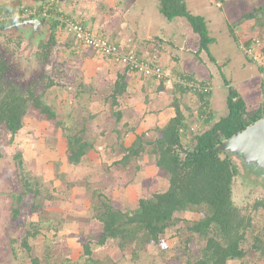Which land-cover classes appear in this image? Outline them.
<instances>
[{"label": "rangeland", "instance_id": "obj_1", "mask_svg": "<svg viewBox=\"0 0 264 264\" xmlns=\"http://www.w3.org/2000/svg\"><path fill=\"white\" fill-rule=\"evenodd\" d=\"M261 1L264 3V0ZM124 2L0 0V11L6 7L18 9L23 6L36 13L38 6L43 3L45 13L49 10L67 13L76 21L87 24L89 29L119 43V33L129 29V10L123 5ZM263 20L260 18L259 22ZM254 23L253 27L250 26L252 32L259 26L256 21ZM56 36L58 46L51 51L44 65L27 68L24 62L17 60L12 63L8 75L12 82L22 87L36 81L40 88L37 94L51 82L53 85L46 92L45 99L58 118L44 121L30 114L24 119L23 128L13 138L3 126L0 128V151L3 155L0 157V187L2 191L14 190L16 196L24 193L20 206H11L12 197H0V264H34L35 259L38 264H85L88 257L85 254L86 244L90 245L91 259L100 264H186L197 261L207 241L191 234L185 223L166 231L163 236L167 247L165 250L147 245L138 251L137 258L122 252L116 242L110 241L105 246L97 244L102 225L95 217L94 206L108 198L123 211L134 210L141 197L162 190L167 185V177L155 165L153 148L147 145L139 159L132 160L127 166L120 162L130 148L125 142L128 130L115 122L114 113L117 109L111 105V95L119 69L126 72L130 70L78 43L62 27L58 28ZM129 37L126 35L124 42H120L124 49L127 48ZM255 37L252 40H258V46H263L264 31ZM260 49L255 51L257 56L262 55L264 46ZM261 79L263 81V76L259 81ZM104 99L109 104L105 105ZM96 102L99 103V109L108 108L101 111L103 119L100 121L91 117V109ZM249 104L250 107L254 106L252 102ZM196 116L192 111L184 122L185 128L193 135L208 130L202 127V122H198ZM118 128L122 129V133H116L119 130L115 129ZM68 129L73 134L86 131L81 135L84 141L93 143L94 147L87 153V159L77 167L68 164L65 155ZM115 135H119V139ZM18 154H21L25 164L21 173L15 162ZM231 158L236 159L240 170V175L233 181L232 198L237 207L251 210L252 224L243 244L248 257L244 263L230 261L228 264H264V211L250 208L257 201H264V181L260 176L246 171L236 157ZM18 175L25 181L29 180L32 188L39 190V195L34 197L25 194L24 183L20 182ZM18 207L20 214L17 218L23 223L12 220V210ZM35 207L37 212L32 210ZM175 217L197 221L201 215L199 212L187 211ZM20 223L23 228L19 229ZM33 233H36L34 237L31 236ZM26 238L28 247L22 243ZM11 239L15 242L11 243ZM257 239L260 241L258 250L255 248ZM11 245L20 259L11 253ZM135 248L136 244L128 246V250Z\"/></svg>", "mask_w": 264, "mask_h": 264}, {"label": "trees", "instance_id": "obj_2", "mask_svg": "<svg viewBox=\"0 0 264 264\" xmlns=\"http://www.w3.org/2000/svg\"><path fill=\"white\" fill-rule=\"evenodd\" d=\"M156 1L159 2L160 13L167 20L186 18L194 32L201 38L200 51H208V46L213 40L209 36L205 19L190 13L186 0ZM6 8L0 11V128L3 126L13 138L23 128L24 119L30 114L44 121H54L58 116L45 99L46 92L53 84L50 82L44 91L41 90L37 94L40 88L36 81L25 87L12 82L8 78L12 63L18 60L20 63L24 62L27 68L44 65L51 51L58 46L56 39L58 28L65 29L67 19L73 21L76 19L57 10L45 13V5L42 3L38 6L36 14L29 17H43L48 28V38L39 47L34 43L31 47L29 42L19 35V30L14 28V25L24 21L22 16L29 10L23 6H19L18 9ZM260 18L262 20L264 18V7L246 14L242 20L253 19L259 23L258 27L264 28V20L259 22ZM81 25L86 27L87 24ZM225 84L228 88V115L214 122L210 129L197 135L193 133L187 135L184 114L176 107V117L159 131L157 140L148 142L144 137L138 136L133 146L126 150L127 154L120 161L125 166L132 160L139 159L146 145L152 147V153L156 158L155 165L166 175L167 185L153 195L141 197L138 207L134 210L123 211L115 207L108 198L102 199L100 205L94 206L95 217L102 225L97 242L99 246H105L113 241L122 252L137 258L138 251L147 245L165 250L167 247L163 236L166 231L172 226L185 223L191 234L207 241L201 258L186 264H228L230 261L244 263L248 255L243 244L252 224V213L251 210L237 207L232 198L234 178L240 175L236 159L216 151V148L264 118V97L258 108L250 110L240 91L227 81ZM125 89V77L119 75L111 95L112 107H116L117 98L124 94ZM262 89L264 93V81ZM198 96L206 103L210 95ZM201 109L202 115H207V119L212 118L211 113L203 106ZM209 122L212 121L207 120V123ZM66 132L67 162L72 166H80L83 160L87 159V153L94 148L93 143L84 141L81 135L86 133L84 130L78 134H73L70 130ZM2 156L0 151V157ZM15 162L21 173L25 168L21 154L15 156ZM22 178L19 176L20 182L24 183L25 194H32L34 197L39 195V190L32 188L31 182ZM0 188V197H12L11 206L22 205L24 193L16 196L14 190L8 192L9 190L2 191V186ZM250 208L264 211V201H257ZM32 210L37 212L38 209L35 207ZM12 211V220H19L17 217L20 214V207ZM187 211L199 212L201 218L197 221H188L175 217L176 214ZM19 221L23 223L22 220ZM21 223L19 229L23 228ZM35 234L31 236L34 237ZM13 242L15 240L11 239V243ZM27 242L28 238L22 241L25 247H28ZM259 242L257 239L255 244L257 250ZM132 244H136L137 248L128 250V246ZM11 253L14 257L21 258L13 245ZM91 253L90 245L86 244L85 254L88 257L85 264H100L91 259ZM35 260L34 264H38L37 259Z\"/></svg>", "mask_w": 264, "mask_h": 264}, {"label": "crops", "instance_id": "obj_3", "mask_svg": "<svg viewBox=\"0 0 264 264\" xmlns=\"http://www.w3.org/2000/svg\"><path fill=\"white\" fill-rule=\"evenodd\" d=\"M261 2L186 0L188 11L205 19L209 36L213 40L208 51H200L201 38L186 18L167 20L160 13L159 2L156 0H125L123 5L129 10L127 25L130 30L121 31L118 37V44L124 49L120 42H124L126 35H130L125 52H133L140 58L161 65L171 77L195 80L212 88V94L205 103L200 96L174 85L172 80L140 79L135 73L119 69V75L125 77L126 89L117 98L114 116L115 122L128 130L125 139L127 147H132L138 136H143L148 142L157 140L159 131L176 117V107H179L184 118L193 111L197 121L202 122V127L211 128L214 122L228 115V88L225 81L240 91L250 110L263 103L262 79H259L264 76V68L259 67L242 48L254 45L258 40L253 41L252 38L260 36L264 31L258 27L252 29V32L250 28L254 26L255 20H242L246 14L264 7ZM132 40L133 43L129 44ZM261 47L256 46L255 51L261 50ZM118 77L114 79V85ZM249 102L254 106L250 107ZM104 103L109 104H106V99ZM98 104L94 103L91 109V117L95 121L102 120L101 111L108 109H99ZM202 106L211 113L212 118L207 119V115H202ZM207 120L212 122L207 123ZM115 130H119L116 131L118 134L122 133L120 128ZM185 132L187 135L192 134L187 128ZM119 137L116 136L117 139Z\"/></svg>", "mask_w": 264, "mask_h": 264}, {"label": "built area", "instance_id": "obj_4", "mask_svg": "<svg viewBox=\"0 0 264 264\" xmlns=\"http://www.w3.org/2000/svg\"><path fill=\"white\" fill-rule=\"evenodd\" d=\"M29 10V9H28ZM36 13L31 10L25 12L22 18L35 15ZM65 30L71 33L74 39L83 44L84 46L92 49L97 54L112 59L114 62L123 65L136 75H139L145 79L154 81H166L172 80L175 85L195 95L209 96L212 92L210 85L198 82L195 80H187L183 77H171V75L161 65L155 64L151 61L138 57L133 52H125V50L116 42L112 41L103 34L81 25L77 21L67 19L65 21ZM259 45V41L254 43L249 48H242L249 53L252 58L264 68V56H257L255 53L256 46ZM264 81V76H263Z\"/></svg>", "mask_w": 264, "mask_h": 264}, {"label": "water", "instance_id": "obj_5", "mask_svg": "<svg viewBox=\"0 0 264 264\" xmlns=\"http://www.w3.org/2000/svg\"><path fill=\"white\" fill-rule=\"evenodd\" d=\"M20 33H36L47 30L45 21L28 20L14 25ZM229 157H236L249 173L258 175L264 181V118L244 131L226 140L216 148Z\"/></svg>", "mask_w": 264, "mask_h": 264}, {"label": "flooded vegetation", "instance_id": "obj_6", "mask_svg": "<svg viewBox=\"0 0 264 264\" xmlns=\"http://www.w3.org/2000/svg\"><path fill=\"white\" fill-rule=\"evenodd\" d=\"M24 21H28V20H33V19H41L42 21H44L43 17L42 18H30V17H26L23 18ZM20 22V23H22ZM47 26V25H46ZM22 37L24 39H26L29 44L31 45V47H33V43L36 44L38 47L42 44V42L46 41L48 38V28L47 30H43L42 28L39 30V32L34 33H23Z\"/></svg>", "mask_w": 264, "mask_h": 264}]
</instances>
